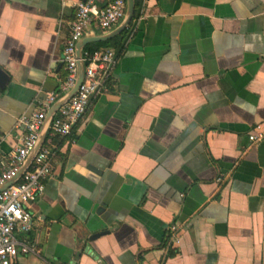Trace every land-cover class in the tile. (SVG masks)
I'll return each instance as SVG.
<instances>
[{"label": "crops", "instance_id": "1", "mask_svg": "<svg viewBox=\"0 0 264 264\" xmlns=\"http://www.w3.org/2000/svg\"><path fill=\"white\" fill-rule=\"evenodd\" d=\"M87 1L112 0H0V171L19 119L67 94L62 52ZM136 3L106 41L123 35L105 48L109 93L43 138L53 176L16 234L35 252L15 264H264V0Z\"/></svg>", "mask_w": 264, "mask_h": 264}, {"label": "built area", "instance_id": "2", "mask_svg": "<svg viewBox=\"0 0 264 264\" xmlns=\"http://www.w3.org/2000/svg\"><path fill=\"white\" fill-rule=\"evenodd\" d=\"M125 9L124 0H112L102 8L92 1L77 6L62 52L67 73L63 92H69L76 83L79 62L76 47L87 30L91 26L102 32L112 29L124 17ZM81 61L85 65L83 82L76 94L54 115L48 130L53 137L70 136L74 127L85 115L91 101L110 91L112 71L116 64L115 52L112 49H100L93 53L84 52ZM58 99V95H47L37 112L19 119L17 127L22 131L20 144L7 158L0 171V264H15L19 255L35 252L34 249L21 245L16 239V234L27 233L32 227V216L28 212V206L44 195L45 186L53 176L51 151L42 146L17 182L4 187L17 177L38 145L47 113ZM262 138L258 127L249 135V141L252 143H258ZM176 233L177 227H171L169 241L171 247L177 242Z\"/></svg>", "mask_w": 264, "mask_h": 264}, {"label": "water", "instance_id": "3", "mask_svg": "<svg viewBox=\"0 0 264 264\" xmlns=\"http://www.w3.org/2000/svg\"><path fill=\"white\" fill-rule=\"evenodd\" d=\"M125 3H126V9H125L124 17L115 26V27H117V26H119V27L116 28L115 31H113V33L106 34V35H103V36L97 37V38H86V39H83L84 38L83 37L79 41V43L77 44L76 55H77V58H78L79 62H78V65H77V79H76V83H75L74 87L69 92H67V94L62 99H58V101L52 106L50 111L47 113V117H46V120L44 122V126H43L42 131H41L40 136H39L38 145L36 146L34 151L30 154V156L26 160L25 165L20 169L17 177L13 181H11L7 185H5L4 188H6L8 186H11L12 184L16 183L17 180L23 174V172L27 169V167L30 166V164L32 163L35 155L40 150V148L43 146V138H44L45 134L49 130V127H50V124H51V122H52V120L54 118V115L56 114L58 109L62 105H64L71 97H73L76 94V92L78 91V89H79V87H80V85H81V83L83 82V79H84L85 65H84V63L81 60H82L83 54L85 52V47L88 46L89 44H92V43L106 42V41L114 38L115 36H118L120 33H122L124 30L127 29L128 25H129V23H130V21L132 20V17H133L134 0H125ZM115 27H113V28H115ZM112 29H110V30H112ZM110 30H108L107 32H109ZM100 32H102V31H100ZM102 34H105V33L102 32ZM0 191H1V189H0Z\"/></svg>", "mask_w": 264, "mask_h": 264}, {"label": "trees", "instance_id": "4", "mask_svg": "<svg viewBox=\"0 0 264 264\" xmlns=\"http://www.w3.org/2000/svg\"><path fill=\"white\" fill-rule=\"evenodd\" d=\"M137 16H138V3L135 4L134 18L136 19ZM122 37H123V35H121L120 37L116 38L115 40H111L109 42L88 45L87 47H85V52L93 53L94 51H98L100 49H105V48H116V49L120 50V49H122V43H120V44H114V43L117 42V40H119ZM166 240H167V237L164 238V240L162 242V248L163 249L166 248V245H167ZM176 254H177L176 250L167 249L165 260L169 259V258H173Z\"/></svg>", "mask_w": 264, "mask_h": 264}]
</instances>
